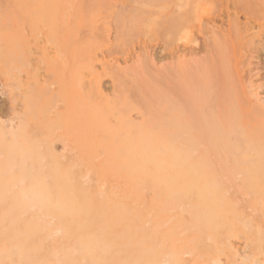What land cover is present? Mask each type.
Segmentation results:
<instances>
[{"label": "bare ground", "instance_id": "obj_1", "mask_svg": "<svg viewBox=\"0 0 264 264\" xmlns=\"http://www.w3.org/2000/svg\"><path fill=\"white\" fill-rule=\"evenodd\" d=\"M131 1L151 8L174 0ZM87 5L0 0V70L23 92L17 122L0 120V264H188L186 255L193 264H221L229 138L240 140L231 137L240 121L230 49L217 46V64L178 68L174 90L167 76L143 68L116 77V94L107 97V71H98L101 39L80 31L96 23ZM141 8L132 9L131 22L157 27ZM178 13L158 16L168 23L166 36L195 16Z\"/></svg>", "mask_w": 264, "mask_h": 264}, {"label": "rangeland", "instance_id": "obj_2", "mask_svg": "<svg viewBox=\"0 0 264 264\" xmlns=\"http://www.w3.org/2000/svg\"><path fill=\"white\" fill-rule=\"evenodd\" d=\"M98 1L87 0V6H89H86L89 13L88 20L92 21V19H94L96 23L92 27L86 26L80 31H94L95 35H98L97 37L99 40L101 39L100 43L102 44V50L100 49L99 51L100 55L98 53L100 57L98 68L101 70L98 69V71H107L106 77L104 76L101 82V88L102 90L104 89L102 92L105 93L107 97L116 94L115 84L117 81H115V78L127 71L138 73V71L141 72L143 68H146L145 70L148 71L149 75L159 76L161 74L171 79L169 80L165 77V83L167 80L173 83L174 81H178V78H176L177 80L173 78V74L178 73L176 72L179 70L178 68L183 66L181 69H190L191 66L193 67L196 65L194 67L195 69L198 64H201V66L203 64L205 66V63L206 65L207 63L210 64V62L216 63L221 60L220 55L218 54L219 60L217 56L218 47L221 45L225 49L224 51L230 49V51L226 53V60L227 58L229 60H227L228 62L226 61V64L229 67V73H231V75L234 76L233 79H235L234 82L231 80L233 90L235 89L233 95L236 98L238 97L236 100L238 110L234 117H238V122L240 121V127L236 125V128L232 129L233 134L232 131H230V134H232L231 137L234 135V138L239 136V141L242 140L240 144H242L241 149H243V151L239 149L240 144L238 145L239 141L237 139L233 140V138H229V140L232 139L233 141L230 142L228 140L230 142V153H233L231 155L233 157H231L230 160L229 175L227 178H224L223 182L225 199L227 201L223 206L226 208H223L225 226H223L224 224L221 225L222 227L220 226L219 232L221 231V234L217 232L219 234H217V241L221 242L222 247L217 242L218 248H216V251L219 257H216L221 264H264V254H262L264 253V0H249V2L247 0H244V2L243 0H211L212 3L210 0L209 2L207 0H200L199 2L197 0H192L194 4L190 0L189 2L187 0H174L173 2H169V6L167 5V7H164L162 3L157 6L154 4V7L153 4H151L153 7H151L153 9L151 10V14L153 13L154 17L148 14L150 13V6H147L148 8H141L140 5L136 6L138 4L132 1L130 2V0H100L99 3H97ZM179 1L182 2L180 3L181 7L184 8L182 5L185 4L186 12H191L189 13V17L190 14L195 16L190 17V19L193 18V21L191 24L188 23L187 27L175 30L178 32L177 35L175 32V36L174 34L171 35L172 37L168 34L166 36L164 29L166 31L168 30V23L161 18L162 16L169 17L173 15V13L179 16L180 13H178V10L180 9L183 14L185 10L177 5ZM135 7L141 8L139 9L141 14L142 12L146 14H142L143 18H156L159 25L157 24L156 27L155 24L149 25L144 22L135 24L133 21L131 22V18L129 17L134 14V10L138 9L136 8L132 12V9ZM146 8L148 9L147 12ZM96 11L97 13H95ZM130 12L132 15H130ZM162 12V16L159 15V13ZM90 14H92V19L89 16ZM158 16H161V18ZM124 25H126V27ZM162 27L163 29L161 31ZM122 28L125 29L124 31L127 33H124L123 36H121L122 32H124ZM142 28H144V30ZM88 31L86 34H84V32L82 33L84 35H89ZM118 31L121 32L119 33ZM136 33L137 35H134ZM125 35H127V38ZM44 40H42L43 47H46L47 51L52 54L53 49ZM102 51L104 53H102ZM216 56L218 61L216 60ZM185 65L189 67L186 68ZM39 73L41 74L40 78L45 79V71L41 69ZM115 73H117V76ZM111 75L113 76L111 77ZM161 75L160 77H162ZM21 76L22 79L26 81V73H22ZM128 78L131 80L133 76ZM174 83L170 84L172 85L170 88L175 89L176 84L174 85ZM247 86L249 87L247 88ZM167 87H169V85L164 86L163 83L162 88L167 89ZM22 93L21 90H18L16 86H13L12 83L7 80L0 70L1 121L6 124H15L17 122L16 116L22 110V100L20 97ZM237 93H239L240 96L237 95ZM242 100L246 104H243ZM257 107H259V112L256 111L258 110ZM239 108L242 109V111ZM260 109L262 113H260ZM248 123L252 125L249 126L247 125ZM244 126L246 127L244 128ZM239 130L242 131L239 132ZM238 152L241 156L240 160L237 159L239 156L236 157ZM237 160L240 162L242 161V164H239ZM225 229H227V231ZM260 229L263 234H261ZM252 230L254 234H252ZM226 235H231V239L230 237L227 238L231 240L228 241L231 243L230 246H233L234 251L229 248L230 246H226L230 244L227 243ZM260 235H262V237ZM260 239H263V241L260 242ZM223 240H226V243ZM261 243L263 245H260ZM207 247H209L208 244ZM259 248L262 249L260 250ZM189 256L190 255H186L184 260H187L186 263L191 264V262L194 261V257ZM206 261H209V259L207 258ZM208 264H210V262Z\"/></svg>", "mask_w": 264, "mask_h": 264}]
</instances>
